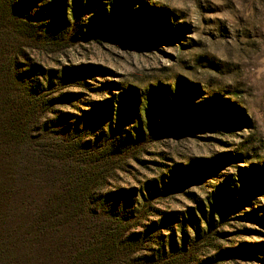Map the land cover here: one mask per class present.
<instances>
[{
	"label": "rangeland",
	"instance_id": "rangeland-1",
	"mask_svg": "<svg viewBox=\"0 0 264 264\" xmlns=\"http://www.w3.org/2000/svg\"><path fill=\"white\" fill-rule=\"evenodd\" d=\"M67 1L27 0L23 11L41 19L35 12L48 4L44 8L46 19L42 20L62 26L69 11L62 4ZM81 1L83 7L87 4L78 15L83 19L94 9L102 8L107 0ZM121 3L109 25H104V19L83 20L84 32L68 45L49 48L47 42L29 43L30 46L20 47L23 55L17 61L21 69L29 70L30 66L25 64H32L33 77L44 85L45 94L50 93L45 99L62 96L52 106L58 113L61 130H67L70 124L74 127L76 117H80L82 122L91 121L97 133L104 127L102 122H106L108 114L112 116L114 112L116 120L118 109L113 107V100L124 88L125 108L134 103L140 91L158 84L171 85L173 91L179 87L185 93H191L193 89L189 87L194 85L200 92L194 89L193 96H188L190 102L216 93L218 101L236 107L227 117L213 123L200 120L190 126H179L182 129L176 125L175 129L164 130L166 124L162 122L175 116L170 113L160 121L157 133L145 138L143 146L128 150L122 168L100 189L101 193L110 194V203L127 217L131 216V208H139L133 200L143 203L137 191L154 180L155 188L149 184V193L144 192V213L140 217L133 213L130 231L139 233L147 247L156 248L157 242H166L169 250L174 244L181 246L183 235L178 224L184 213L183 224L191 239L196 236L195 215L200 229L206 227L199 206L212 191V185L222 184L226 176L234 177L237 167H248L241 157L229 160L226 153L234 156L238 152L249 158L258 154L264 160V0H122ZM150 9L142 18L130 15L138 10L143 16ZM162 18V25L172 26L168 35L145 38L153 29L152 24L160 23ZM49 75L54 87L43 79L44 76L48 80ZM55 115L48 112L40 117L39 123ZM125 126L115 123L114 130ZM83 137L96 139L94 135ZM215 156L218 157L213 160ZM190 160H194L193 169L203 166L205 161L212 162L205 169H198L196 176L185 180V184L179 180L181 185L156 187L169 169L173 178ZM132 194L133 197L129 196ZM129 200L134 206H129ZM190 209L194 218L187 214ZM214 218L212 243L201 239L196 246V261L189 264H264V177L257 192L247 195V199L240 198L239 204L227 210L222 218L215 212ZM138 254L149 255L150 251L142 249Z\"/></svg>",
	"mask_w": 264,
	"mask_h": 264
},
{
	"label": "trees",
	"instance_id": "trees-1",
	"mask_svg": "<svg viewBox=\"0 0 264 264\" xmlns=\"http://www.w3.org/2000/svg\"><path fill=\"white\" fill-rule=\"evenodd\" d=\"M121 1L107 0L102 8L94 9L90 16L82 19L78 15L87 4L83 7L81 0H68L62 4V8L69 9L64 19L66 23L55 26L53 22L44 21V8L48 4L35 12L42 17L36 19L31 12L23 11L27 0H0V264H189L196 261V246L201 239L212 243L210 234L215 212L222 218L227 210L239 204L240 198L247 199V195L257 192L260 186L264 177L263 156L254 154L249 158L238 152L234 156L223 153L229 160L241 157L248 167H237L234 177L228 175L222 184L212 185V191L199 206L205 229H200L195 213L188 211L191 218L195 215L194 238L187 235L184 213L183 221L178 224L183 235L181 246L174 244L169 250H166V242H157L156 248L147 247L139 233L130 231L133 213H137V217L144 213V192L149 193V184L155 188L154 180L137 191L143 203L133 201L139 208L129 200V206L134 207L127 217L110 203L109 193H101L107 179L124 165L128 150L143 146L145 138L154 136L160 121L170 113L175 116L162 122L166 124L164 130L175 129L176 125L182 129L200 120L213 123L236 108L227 101H218L216 93L190 102L188 96H193L195 90L200 92L194 85L189 87L193 89L191 93H185L179 87L173 91L168 84L140 91L134 103L125 108L127 89L124 88L113 100V107L118 109L116 120L113 112L102 122L107 128L95 133L91 121L82 122V118L76 117L74 127L70 124L67 130H61L57 124L58 113L52 106L62 96L45 99L50 93L45 94L44 85L33 77L32 64H25L30 66L29 70L21 69L18 64L19 55H23L20 47L41 42L50 43L49 48L68 45L77 34L84 32L83 20L104 19V25H109ZM89 2L91 0L85 1ZM18 7L21 12L17 11ZM149 12L151 9L141 16L135 10L130 15L142 18ZM160 21L152 24L153 29L145 38L168 35L172 26L162 25L163 18ZM178 29L181 27H176ZM43 79L54 87L51 75L48 80L44 76ZM48 112L56 114L55 117L39 123L40 117ZM115 123L126 126L115 132ZM86 135H94L96 139L85 140ZM205 162L193 169L194 160H190L173 178V171L169 169L166 177L163 175L160 181L156 180V187L161 184L165 188L170 183L178 184L179 180L185 184L200 171L198 169H205L212 161ZM147 241L150 243V239ZM142 249H148L150 254L139 255Z\"/></svg>",
	"mask_w": 264,
	"mask_h": 264
}]
</instances>
